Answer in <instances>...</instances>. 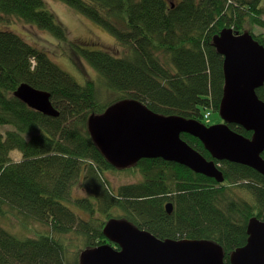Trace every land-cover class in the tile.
<instances>
[{
	"label": "trees",
	"instance_id": "1",
	"mask_svg": "<svg viewBox=\"0 0 264 264\" xmlns=\"http://www.w3.org/2000/svg\"><path fill=\"white\" fill-rule=\"evenodd\" d=\"M59 1L101 26L125 50L122 56L94 46L91 51L86 42L88 49L79 53L103 89L121 95L107 105L100 100V85L79 84L46 52L0 29V216L7 215L6 206L18 222L45 226L25 239L0 227V264H78L81 250L70 257L67 245L74 239L83 249L108 244L102 230L112 218L161 240L215 242L229 264L230 254L246 245L249 220L264 221V177L245 166L215 162L224 177L219 184L174 163L141 160L126 170H138L140 182L110 190L103 175L115 169L93 143L87 121L119 100L134 99L154 113L209 126L204 116L218 112L224 81L223 58L212 38L231 29L250 34L264 49V35L245 28L248 23L264 28V0ZM4 17L67 40V30L43 0H0V22ZM21 84L48 93L59 116H44L16 99ZM256 94L264 101V84ZM4 126L11 129L3 133ZM229 127L251 137L241 127ZM181 138L212 160L199 140ZM12 151L20 152L22 161L13 162ZM75 189L84 196L75 198Z\"/></svg>",
	"mask_w": 264,
	"mask_h": 264
},
{
	"label": "water",
	"instance_id": "2",
	"mask_svg": "<svg viewBox=\"0 0 264 264\" xmlns=\"http://www.w3.org/2000/svg\"><path fill=\"white\" fill-rule=\"evenodd\" d=\"M222 56L223 90L218 107L221 123L206 126L178 115H161L134 99L109 105L88 118L87 131L115 170L133 169L141 160L161 159L194 174L224 181L215 162L248 167L264 177V101L256 90L264 84V49L248 34L223 30L212 38ZM14 97L44 116L57 118L50 95L21 84ZM236 125L251 133L247 138L230 129ZM189 135L201 142L211 159L182 140ZM167 214L173 206L166 204ZM108 244L80 251L78 264H226L220 245L205 240H161L126 219L112 218L102 230ZM246 245L234 250L229 264H264V221L247 225Z\"/></svg>",
	"mask_w": 264,
	"mask_h": 264
},
{
	"label": "rangeland",
	"instance_id": "3",
	"mask_svg": "<svg viewBox=\"0 0 264 264\" xmlns=\"http://www.w3.org/2000/svg\"><path fill=\"white\" fill-rule=\"evenodd\" d=\"M43 2L45 6L54 14L56 20L67 30L68 36L66 41H61L57 37L43 30L24 24L23 22L11 17L10 19H6L5 17L3 18L0 22V29H8L20 36L32 47L46 52V55L52 63L69 74L79 84H83L90 80L94 81L97 86L100 85V100L108 105L121 94L112 90L103 89L104 87L102 86L98 73L79 53L86 48L84 47L86 42L92 43L91 48H86L91 51L94 50V47L96 48L95 50L100 47L102 49H107L116 56H122L125 53V50L114 39V37L105 31L101 26L69 8L59 0H43ZM260 9L264 14V1L261 3ZM261 19L264 21V15H262ZM245 28L252 31L256 36L264 35V28L262 27L251 26V24L248 23ZM207 114L209 115L205 118ZM205 116L204 120H209L207 122L209 126L222 122L218 112L216 111H211V115L210 113H206ZM9 129L11 128L4 126L2 131L4 133ZM10 158L13 162L22 161V155L18 151L10 152ZM129 172L130 171L126 170H108L105 172L103 177L108 180L110 190L111 188L116 190L119 186L135 184L142 180L138 170L135 169L133 173ZM73 196L75 198L84 196V193H82L79 189H75L73 191ZM3 208L7 215L4 217L0 216V227L16 238L25 239L28 237H35L37 236L36 232L44 231V225L33 221L29 223L18 222L15 216L8 214V207L3 206ZM71 208L83 216V213H81L77 208L72 206ZM23 226L26 229H24ZM80 250H83L82 243L76 241L75 239L72 243L67 245V255L70 257Z\"/></svg>",
	"mask_w": 264,
	"mask_h": 264
},
{
	"label": "built area",
	"instance_id": "4",
	"mask_svg": "<svg viewBox=\"0 0 264 264\" xmlns=\"http://www.w3.org/2000/svg\"><path fill=\"white\" fill-rule=\"evenodd\" d=\"M208 115H209V114H207V115L205 116V118H207V117H208Z\"/></svg>",
	"mask_w": 264,
	"mask_h": 264
},
{
	"label": "flooded vegetation",
	"instance_id": "5",
	"mask_svg": "<svg viewBox=\"0 0 264 264\" xmlns=\"http://www.w3.org/2000/svg\"><path fill=\"white\" fill-rule=\"evenodd\" d=\"M108 242V241H107Z\"/></svg>",
	"mask_w": 264,
	"mask_h": 264
}]
</instances>
